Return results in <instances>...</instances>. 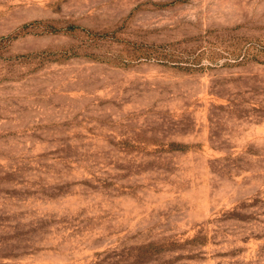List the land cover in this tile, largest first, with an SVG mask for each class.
I'll return each instance as SVG.
<instances>
[{
    "label": "rangeland",
    "instance_id": "rangeland-1",
    "mask_svg": "<svg viewBox=\"0 0 264 264\" xmlns=\"http://www.w3.org/2000/svg\"><path fill=\"white\" fill-rule=\"evenodd\" d=\"M0 264H264V0H0Z\"/></svg>",
    "mask_w": 264,
    "mask_h": 264
}]
</instances>
